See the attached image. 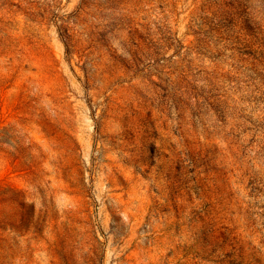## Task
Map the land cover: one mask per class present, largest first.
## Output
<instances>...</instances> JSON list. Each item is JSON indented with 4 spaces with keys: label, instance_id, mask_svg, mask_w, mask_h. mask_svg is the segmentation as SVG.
Returning <instances> with one entry per match:
<instances>
[{
    "label": "rangeland",
    "instance_id": "rangeland-1",
    "mask_svg": "<svg viewBox=\"0 0 264 264\" xmlns=\"http://www.w3.org/2000/svg\"><path fill=\"white\" fill-rule=\"evenodd\" d=\"M0 264H264V0H0Z\"/></svg>",
    "mask_w": 264,
    "mask_h": 264
}]
</instances>
